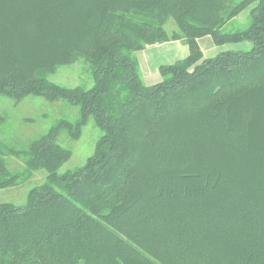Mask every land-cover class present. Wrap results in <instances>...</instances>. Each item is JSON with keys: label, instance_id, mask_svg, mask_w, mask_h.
I'll return each instance as SVG.
<instances>
[{"label": "trees", "instance_id": "1", "mask_svg": "<svg viewBox=\"0 0 264 264\" xmlns=\"http://www.w3.org/2000/svg\"><path fill=\"white\" fill-rule=\"evenodd\" d=\"M206 36L250 47L204 59ZM170 41L188 56L146 86L135 54ZM80 60L90 88L48 79ZM27 96L80 116L19 153L23 178L47 175L0 204V264H264V0H0V97ZM90 117L93 153L58 174V133ZM15 180L0 160V188Z\"/></svg>", "mask_w": 264, "mask_h": 264}, {"label": "rangeland", "instance_id": "2", "mask_svg": "<svg viewBox=\"0 0 264 264\" xmlns=\"http://www.w3.org/2000/svg\"><path fill=\"white\" fill-rule=\"evenodd\" d=\"M251 7L244 9L234 19L231 25L233 31L242 30L248 26ZM174 29V21L169 19L165 24L167 34L170 35ZM239 50L247 49L240 48ZM139 74L142 77L141 72ZM48 79L67 88L79 86L88 89L93 84L88 66L82 60L68 66L58 67L54 73L49 74ZM141 80L144 82L143 77ZM0 116L2 117L0 122V160L4 168L11 175L16 176L14 185L0 188V204L22 205L26 201L28 191L45 181L47 172L37 169L23 178L25 162L19 153L27 150L32 141L45 134L57 122L65 121L74 124L80 115L78 107L71 106L62 100L48 101L42 97L27 96L20 101L0 97ZM100 136L101 132L91 117L81 127L76 139L69 136L66 131L59 132L57 143L68 149L71 155L57 168L56 172L62 174L82 166L93 153L95 143ZM8 150L12 151L3 153Z\"/></svg>", "mask_w": 264, "mask_h": 264}, {"label": "crops", "instance_id": "3", "mask_svg": "<svg viewBox=\"0 0 264 264\" xmlns=\"http://www.w3.org/2000/svg\"><path fill=\"white\" fill-rule=\"evenodd\" d=\"M203 58H212L224 51H237L240 48L248 49L249 45L240 43L224 44L215 46L209 36L197 39ZM189 49L181 41H170L146 47L135 54V61L141 72L146 86L153 85L160 81L158 68L164 65H171L176 61L188 56ZM141 77V78H142ZM143 82V83H144Z\"/></svg>", "mask_w": 264, "mask_h": 264}]
</instances>
